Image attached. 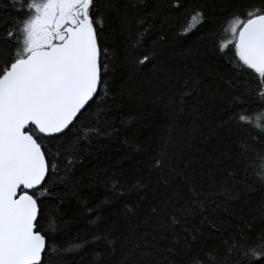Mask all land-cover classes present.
I'll list each match as a JSON object with an SVG mask.
<instances>
[{"label": "trees", "instance_id": "16d2710c", "mask_svg": "<svg viewBox=\"0 0 264 264\" xmlns=\"http://www.w3.org/2000/svg\"><path fill=\"white\" fill-rule=\"evenodd\" d=\"M238 4L239 0H98L105 21L101 45L111 50L108 87L115 98L106 120L118 131L77 143V135L88 128L105 127L103 120L96 124L98 110L93 107L65 139L64 148L50 145L60 157L61 175L67 149L76 145L79 154L71 184L65 187L49 178L47 187L54 195L42 198L39 230L51 247H80L62 257H46V264H120L127 251L123 240L131 235L128 229L141 226L149 233L158 231L160 247L152 250L155 259L146 257L150 264H188L184 254L222 250L223 241L249 222L257 236L264 231V183L248 170L249 157L239 154L240 141L254 145L253 155L264 150V142L228 123L231 108L254 106L249 94L254 84L237 75L228 58L217 52L221 27ZM113 5L127 13L133 32L148 27L135 48L130 41L136 34L122 31ZM196 11L204 12L206 19L184 34ZM142 53L151 63H138ZM187 77L198 80L200 87L187 100L185 111L176 113L170 109V98ZM197 97L194 112L191 106ZM158 159L162 167L156 166ZM232 167L235 172L230 174ZM177 171L184 175L177 177ZM192 184L209 198L204 214L187 215L188 232L177 229L178 236L158 228L170 213L184 215L176 193L186 196ZM153 206L164 211L153 216ZM207 217L215 220L216 229L209 227ZM192 231L201 237L195 249L182 247L184 254L175 256L167 251L170 240H183L185 235L191 239ZM105 235L116 240L115 253L102 238Z\"/></svg>", "mask_w": 264, "mask_h": 264}, {"label": "snow or ice", "instance_id": "6c2138e0", "mask_svg": "<svg viewBox=\"0 0 264 264\" xmlns=\"http://www.w3.org/2000/svg\"><path fill=\"white\" fill-rule=\"evenodd\" d=\"M113 10L121 17L122 31L129 36L136 34L135 41H130L135 48L148 27L133 32L127 13L115 5ZM191 19L193 23L185 26L184 34L194 24H202L206 14L196 11ZM104 26L98 0H0V264H46V257H62L80 247L76 244L60 250L49 245L47 235L39 230L41 204L43 197L54 195L47 187L49 178L54 177L65 187L73 182L79 154L76 145L67 149L69 158L61 175L60 157L52 153L50 145L56 143L58 148H64L65 139L93 107L98 110L96 124L103 120L105 127L88 128L84 135H77V143L102 132L110 135L118 131L106 120L115 98L107 78L111 50L101 45ZM221 31L217 52L228 58L237 75L249 77L254 84L249 93L254 106L241 105L239 111L231 108L228 123L248 130L254 139L264 142V0H239ZM141 55L140 65L151 63L149 55ZM199 87L198 80L183 78L177 94L170 98V109L183 113L187 100ZM198 103L197 97L191 106L194 112ZM253 150L251 142L240 141L239 154L249 157L248 170L264 183V150L255 155ZM156 166H163L162 159L156 161ZM229 172L234 173L235 168ZM176 174L184 175L182 171ZM176 195L184 215L172 212L157 227L178 236L177 229L188 232L185 217L203 215L209 198L194 184L186 196L179 190ZM162 211L151 208L153 216ZM207 219L209 227L216 229L215 220ZM56 227L53 225L51 231ZM254 227L251 222L240 227L223 241L222 250L204 248L193 254L182 253V247L195 249L201 240L192 231L191 239L185 235L183 240H170L167 251L173 256L186 255L188 264H264V231L257 236ZM128 231L131 235L123 240L127 251L120 264H150L146 257L155 259L152 250L160 247L158 231L149 233L143 226ZM102 238L115 253L116 240L108 235ZM170 264L179 262L172 260Z\"/></svg>", "mask_w": 264, "mask_h": 264}]
</instances>
